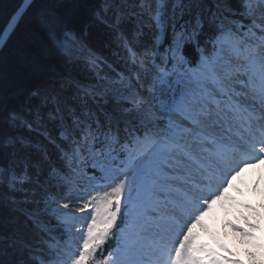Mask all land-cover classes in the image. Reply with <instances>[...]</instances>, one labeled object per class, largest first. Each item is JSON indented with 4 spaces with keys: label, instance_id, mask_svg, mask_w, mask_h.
<instances>
[{
    "label": "snow or ice",
    "instance_id": "6c2138e0",
    "mask_svg": "<svg viewBox=\"0 0 264 264\" xmlns=\"http://www.w3.org/2000/svg\"><path fill=\"white\" fill-rule=\"evenodd\" d=\"M30 3L24 0V5ZM115 4L116 0H104L110 11ZM139 7L151 13L154 26L166 20L172 24L166 15V0H140ZM55 8L53 5L52 11L37 18L36 28L37 34L43 32L60 44L58 31L69 21ZM214 8L209 19L217 27L213 51L219 55L204 58L195 69L185 68L182 48L185 43L197 42L203 19L198 16L192 25H180L178 32L174 25L169 59L181 70L176 95L155 111L151 100L136 101L133 110H139L147 125L135 131L125 129L123 137L119 128L110 124L101 126L77 118L65 129L69 138L79 129L75 133L79 138H73L75 148L63 152L62 157L71 173L48 160L47 145L41 148L0 130V150L11 149L15 156L24 154L22 169L4 173L9 186L17 189L45 171L49 183L61 189L54 195L53 188L45 195L56 203L54 211L69 237H77L51 244L50 254L43 259H28L32 253L23 246L16 264H240L226 257L218 259L211 252L207 253L210 262L206 260L201 255L207 251L205 246L194 245L192 228L201 223L215 200L226 195L236 176L249 166L264 163V0H242L238 11H233L230 0H214ZM24 15L25 8L20 7L10 17L7 29L0 33V45ZM131 16L140 19L134 10L123 9L112 11L110 18L98 14L96 19L118 29ZM155 55L146 49L139 63L143 66ZM43 75L44 82L30 89L26 97L32 117L12 110L8 124L42 131L44 111L53 121H62L70 113L62 97L68 82L55 68L43 70ZM166 77V70L157 74L153 87H162ZM161 116H167L168 122L158 126ZM3 124L0 120V128ZM46 140L48 145L56 144L55 137L47 136ZM89 143L99 145L104 184L83 189L77 179L79 170L71 162ZM29 152L39 155L32 157ZM100 188L110 191L101 193ZM122 204L129 212L132 230L121 233L123 242L114 256L109 253L97 260L98 251L118 229Z\"/></svg>",
    "mask_w": 264,
    "mask_h": 264
},
{
    "label": "trees",
    "instance_id": "16d2710c",
    "mask_svg": "<svg viewBox=\"0 0 264 264\" xmlns=\"http://www.w3.org/2000/svg\"><path fill=\"white\" fill-rule=\"evenodd\" d=\"M22 1L0 0V33L3 32L10 17L15 13ZM101 2L102 0H34L25 12L19 26L11 33L0 51V120L4 121L0 130L5 134L25 138L41 148H45L47 145L45 150L49 153L48 160L57 165H62L59 157L63 152L73 150L65 140L58 137V134L59 132H65V129L72 126L77 118L85 123L98 122L101 126L110 124L113 127L119 128L122 137L126 135L125 129L135 131L136 129L143 128L142 125L137 123L126 127V122L113 121L109 117L108 112L116 110L110 108L108 109L109 111H105L100 103L94 105V99L89 96H87L88 100L86 102L90 107L84 105L82 101L78 102V104H83L84 108L81 105L76 107L75 110L74 107L70 108V113L67 116L65 114L62 121L49 120L47 111H44L41 122L42 131L7 123L12 110L22 113L25 118L32 117V112L26 107V97L30 94V89L44 82L43 70L55 68L59 71L62 78L68 82L64 87L62 96L63 102L68 108L72 100L65 89L71 87L72 82L70 77L84 79L83 81L89 82L99 83L102 81V79H98L94 75V72L99 75L105 69H100L97 67L98 65L95 66V64L89 63V61L87 63L92 66L91 69L88 68L86 62L68 61L64 54L61 53L58 44L49 40L43 32L37 34L36 28L37 18L52 11L53 5H55V11L59 12L69 21L66 26L58 31L57 39L62 36L64 31H71L78 40L88 42L87 45L90 47L93 46L95 54L106 60L108 59L107 61H114L116 56L114 52L115 40L111 38L112 34L109 31H107V38L102 37L101 30L103 31L104 25L93 19L96 12L100 10ZM166 4V15L172 21V24H169L168 20H166L163 25H160L162 29L160 48L171 47L173 45L175 38L173 33L174 25L178 32L180 25L190 26L198 16L202 17L203 28L200 30L197 42L185 43L182 48V54L186 61H192V63L199 62L202 51H213V37L217 34V27L215 23L210 21L209 17L211 11L215 10L214 0H166ZM230 4L233 11H238L242 8V0H230ZM136 30L138 29L136 28ZM145 33L146 43H150L152 38L157 37L154 32H150L149 30ZM27 37L35 38L29 43L26 41ZM167 64H170V61ZM120 65L114 64V67L117 70H121ZM88 69L91 74H87L89 72ZM77 131L79 129H74L72 138H79L75 135ZM47 136L55 137L56 144L48 145ZM23 155L22 153L20 156H15L11 152V149L0 150V167L4 170V173L6 170L13 168L16 170L22 169L21 157ZM28 155L36 157L39 153L29 152ZM94 165L96 164L92 160V157L87 156L82 168L91 176L94 175L96 178H99L103 173L99 164L95 167ZM39 184H42L45 190H42ZM53 184L55 183H49L45 171L32 176L17 189H12L6 180L0 182V261L3 264H16L23 254V246H27V250L32 253L28 259H32L33 257L43 259L50 254L45 249V245L43 246V242L46 245L52 241L54 242L52 235L33 225L31 218L13 208L9 199L12 196L19 203L23 199L29 201L30 199L36 200L39 204L38 208H40L43 199L46 197L45 193L52 191L51 187ZM40 195H42L41 199L38 197ZM29 205L28 203H24L23 206L30 208ZM50 219L57 226L58 219L54 215H50ZM122 220L123 215H120L117 224H120ZM60 233L61 231L55 232L59 238L64 240L63 235H59ZM110 245L111 242H107L105 247L101 248V253H97V260L104 259V256L111 250Z\"/></svg>",
    "mask_w": 264,
    "mask_h": 264
},
{
    "label": "rangeland",
    "instance_id": "374dc122",
    "mask_svg": "<svg viewBox=\"0 0 264 264\" xmlns=\"http://www.w3.org/2000/svg\"><path fill=\"white\" fill-rule=\"evenodd\" d=\"M139 5L140 0H117L116 4L110 11L105 8L104 0H102L100 10L96 12V15L93 16V19L104 25L103 31L101 30V36L107 38V31H109V33L112 34L111 38L115 40L114 52L116 56L113 55L115 56L114 61H107L108 59L106 60L105 58L95 54L93 46L90 47L89 45H87L88 42L78 40L75 34L71 31H64L62 36L58 38V40L61 42L60 44L57 43L59 49L68 61H78L80 63H87L88 61H84L85 59L92 60L94 58L96 64L98 65L95 66L100 69H105L102 71L103 73L100 72L99 75L94 72V75L98 79H102V81L99 83H90L89 81H83L84 79H75L73 77H70L72 82L71 87L65 89V91L68 92L69 97H71L72 100L69 104L68 109L74 107L75 110L76 107L80 105L83 106L82 108H84V105L90 107L89 104H87L86 102V100H88L87 96H89L94 99V105L100 103L101 106L105 109V111H109L108 109L110 108L116 110H110V112H108L109 117L112 118L113 121L126 122V127L128 125L132 126L133 123H137L139 125H142V127L144 128L147 125V121L141 119L139 110H133L135 108L136 101H140L142 99L151 100L152 104L154 105L152 110L155 111L157 108H161L163 104H167L176 95L177 89L181 87L180 76L177 75V73H179L181 70L177 66H175L174 61H170L169 59L170 46L164 47L162 49L159 47L162 41L161 26H154L151 13L149 11L141 9ZM120 9H123L126 12H132L134 10L137 14L140 15V19L138 20L136 16H131L125 21H123L118 29H113L107 26V23H103V21L96 19V16L98 14H103L110 18L112 11H118ZM136 28L138 30H136ZM147 30H149L150 32H154L155 35H157V37L152 38V41L150 43L145 42V32ZM146 49H152L156 52V55L153 56L143 66H141L138 58L142 57ZM210 55L215 56L219 55V53L216 52L214 54H209L208 56ZM203 59L204 58H202V60ZM169 61V65L172 68L171 72L168 69L167 77L163 82L162 87H160L159 89L154 88L153 85L157 83V74L164 72V70H162L163 65H165ZM114 64H121L120 67L122 69L117 70L114 67ZM87 66L89 69H91L92 67L89 64ZM87 74H91V72L89 71ZM86 76L89 77L88 75ZM169 77L171 78L170 82L168 79ZM79 95L82 96L79 97ZM81 101L84 105L78 104V102ZM68 114L69 113H66V116ZM157 115L159 116V113H157ZM167 122L168 117L161 116L160 119L156 121V124L158 126L166 125ZM61 133L62 132H59L58 137H60L62 140H65L68 146L74 149L75 145L73 144V138L70 139L65 132L64 135H61ZM93 146L94 144L89 143L85 147V149L79 150L77 158L71 162L72 165L79 170V175L77 176V179L83 189H89L91 187H95L96 185L104 184L96 183L95 181H93L94 179L88 176L84 168H82L84 160L87 156L92 157L93 161H95V159H98V157L95 158L96 152L94 151V149L92 150ZM84 153L86 154L83 155ZM62 157L63 154L59 157V160L62 162V166L67 172L71 173L72 168L68 167V165L65 164ZM263 166L264 163H260L256 164L255 166H249L245 168L238 175V180L236 179V177L232 180V186L228 188L226 195H224L220 199L215 200L204 215H213L214 212L217 210L216 203L220 202L223 204L219 207V209L226 208L228 211H230L231 209L235 210L236 214L231 217L233 222L235 223L225 221L224 226L222 228V232L215 233L214 231L205 229L209 234L204 239L197 238L195 236L196 232L192 233V235L195 237L194 245L205 246L207 251L205 253H201V255L205 256L206 260H209V262L210 258L208 257L207 253L211 252L215 254V257L218 259L226 257L230 261H239L240 264H264V231H262L259 236H257V234H254V236L258 238L257 242H252L251 240H248L245 237L242 238L240 236H236L241 235L242 233V231H240L239 229H243V233L246 232L249 234L256 233L255 231L260 229L258 221L261 219V217L256 216L253 211L254 208H259V202L256 203L254 199L257 194L254 191L250 192L251 187L249 185H244L242 181L244 179H247V177L255 178V180L259 179L261 181V179L264 177ZM1 181H5V179L4 170L0 167V182ZM259 186L261 187V185ZM39 187L42 190H45L42 184H39ZM240 187L248 188V192L238 191ZM53 188L55 189V193H53L54 195L61 191L60 187L56 184L52 185L51 189ZM98 191L103 193L104 191H110V188H100L98 189ZM228 193H235L236 196L240 199H253L252 208H247L244 204L236 202L235 200H233V197L227 198L226 196L228 195ZM38 197L41 199L42 195ZM9 200L13 208H15L19 213L31 218L33 225L38 227L40 230L47 232L49 235H52V237L54 238V242L52 241L47 245L43 242V246L45 245V249H47L49 253V246L51 244L57 241L63 244L69 241H75L77 239V237H69V235L66 233L65 227L59 219V214L54 211L57 207L56 203L48 199L47 196L43 199L40 208H38L39 204L36 200L30 199L29 201L27 199H23V201L19 203L12 196ZM24 203L30 204V208L24 207ZM50 215H54L58 219L57 226L56 224L52 223ZM77 215L82 217L84 213L77 212ZM120 215H123V220L120 224H117L118 229L113 230L114 234L110 235L108 240L102 246L105 247L107 242H111L110 246L115 245V248H113L109 252L112 254V256L115 255L116 250L122 245L123 241L121 233H127L132 230L129 227V212L124 208L123 204L121 206ZM249 218L256 219L250 224H248L246 222ZM125 222L127 224H125ZM81 223H83L82 220ZM58 226L60 227L58 228ZM224 230L227 231V233H223ZM54 231H61L59 235H63L64 240L62 238H59ZM73 249H75L74 244ZM100 251L101 249L98 251V253H101ZM107 256L108 254L104 258H106Z\"/></svg>",
    "mask_w": 264,
    "mask_h": 264
},
{
    "label": "bare ground",
    "instance_id": "6f19581e",
    "mask_svg": "<svg viewBox=\"0 0 264 264\" xmlns=\"http://www.w3.org/2000/svg\"><path fill=\"white\" fill-rule=\"evenodd\" d=\"M253 180H254V178L247 177V179H244L242 181V183L244 185L251 186L250 192L254 191L257 194L254 199H255L256 203L259 202V208H257V209L254 208L253 211L256 214V216H259L262 219V220L260 219L258 221L259 225H260V229L256 230L255 231L256 233H250L249 236L244 235L243 232L241 233V235H236V236L237 237L240 236L242 238L245 237L246 239L251 240L252 242H254V241L257 242L258 238H256L254 236V234H257V236H259L261 234V232L264 231V186L261 185V187H260L256 183L250 185V183H252ZM241 189H242V191H245L244 187L241 188ZM234 198H238V197H234ZM243 203H249L250 209H251L252 208L253 199L252 200L243 201ZM216 204H217L216 205L217 210L214 212V214L210 215V216L209 215L207 216V214H206V216H204L202 218L201 223L195 225L192 228V232H196L195 236L197 238H199V239L206 238L208 236V234H209L206 230L214 231L215 233L222 232V228L224 226L225 221L233 223V220H232L231 217H233L236 214L235 210L231 209L230 211H228L225 208L219 209V207L222 206V203L217 202ZM255 219L256 218H249V219H247L246 223L250 224ZM224 232L227 233V231H225V230L223 231V233Z\"/></svg>",
    "mask_w": 264,
    "mask_h": 264
},
{
    "label": "water",
    "instance_id": "95a60500",
    "mask_svg": "<svg viewBox=\"0 0 264 264\" xmlns=\"http://www.w3.org/2000/svg\"><path fill=\"white\" fill-rule=\"evenodd\" d=\"M33 1H34V0H31V3H30V4H28V5H24V0H23L22 3L20 4V6H19L18 8H20V7H24V8H25V12H26L27 9L29 8V6L32 4ZM18 8H17V9H18ZM7 24H8V23H7ZM6 29H7V25H6V27L4 28L3 32H4ZM3 32H2V33H3ZM10 35H11V33H9L8 36L4 37L3 44L0 45V51L2 50V48L4 47V45L6 44V42H7V40H8V38H9Z\"/></svg>",
    "mask_w": 264,
    "mask_h": 264
}]
</instances>
